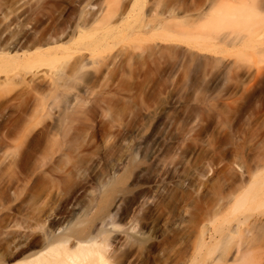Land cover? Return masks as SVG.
<instances>
[{"label":"bare ground","instance_id":"bare-ground-1","mask_svg":"<svg viewBox=\"0 0 264 264\" xmlns=\"http://www.w3.org/2000/svg\"><path fill=\"white\" fill-rule=\"evenodd\" d=\"M261 3L264 4V1L261 0ZM44 12L47 13V10ZM256 12L257 10L247 7L244 2L239 7L222 6L216 10L215 16L213 15L214 22L211 20L209 29L204 26L202 29L200 27L202 31L181 29L177 34L178 39V36H168V40L185 42L191 48L190 52L188 50L189 59L197 63L194 65L197 68L199 64H207L213 60L197 51L223 53L218 50L217 42H214L218 31L232 30L230 32L234 35L230 42L233 45L230 43V46L244 42L246 35L242 34L241 30L253 34V44L256 43L254 46L257 41L264 42V17ZM96 18H91L90 21L97 23L101 20ZM240 18L242 22L239 24ZM256 24L260 25L257 29ZM3 26L2 33L12 28L8 24ZM152 30L143 33V36L149 34L142 39L150 43L147 47L124 45L114 54H104L109 49L108 40L112 37L115 39L114 33H92L91 39L89 38L91 42L88 41L84 48L88 56L83 54L80 60L74 63L71 72L72 78L82 82L85 94L91 92L90 100L86 99L88 97H80L82 93L80 96L74 95L71 90L63 95L62 105L59 104L61 106H58V109L56 107L54 112L48 111L43 113L45 115L38 113L41 116L35 118L37 123L33 127L28 122L30 128H26L28 125L23 123L24 129L23 126L21 130L17 127L19 130L16 129L15 133H9L8 136L6 133L3 136L6 138L0 141V169L8 165L4 167L7 168L8 175L1 174L7 175L8 180L5 176L7 185L0 192V264H264V159L255 165L247 166L243 159L245 166L240 167L237 159L236 169L240 170L232 167L231 173L232 171L228 170L230 166L225 169L230 174L226 172L225 176L222 175V186H219L217 191L214 190L216 192L212 194L204 209L200 206L201 198H198V202L195 200L194 204L200 213L197 219L191 217L194 221L189 220L191 223L189 222L188 230L186 234L183 233L185 240H188V250L184 252L180 231L174 229L175 231L166 234L167 224L176 222L179 216V186L169 184V179L177 175V170L175 174V169L167 168L173 164L174 157L179 158L172 153L173 159L166 156L168 149L172 147L169 145L166 148L167 134L171 129L168 127L172 125L169 116L147 114L149 112L144 114L141 109H138L140 112L128 108L116 112H112V108V111H108L110 108L106 106L112 103L113 93L110 94L111 91L105 88L112 97L107 103L105 101L109 100L108 98L98 97L94 91L96 88L99 91L98 87L108 77L107 74L117 77L121 74L126 76L128 71L133 75L136 72L139 78L146 75L143 77L145 81V78L148 79L147 75L155 76L159 72V55L167 52L176 54L180 48L174 45L166 50L167 52L158 54L161 47L156 43L157 33ZM227 33H223L226 39L230 35ZM129 34L130 37L134 35ZM20 36L23 40L25 38L27 42L30 41L26 38L27 35ZM48 36L46 40L43 37V43L38 42L41 44L39 46L34 41L29 43V49L31 46V49L36 48L32 53H27V48L26 51L18 53L17 48L24 43L14 44L11 41V45L14 44L11 46L10 40L6 41L4 44L8 42L9 47L1 44L3 46H0V59L5 63L7 61L35 64L37 55H52L63 46L60 44L62 35L56 36L52 33ZM22 39L18 38V41ZM261 44L258 45L261 47ZM42 46L46 48L42 49ZM136 49L140 50L139 55V52L135 55ZM258 51L260 49H257ZM161 56L163 57V54ZM223 59L221 56L214 61L223 62ZM49 65H53V62ZM32 74L34 76V73ZM115 76H109V79L114 80ZM132 77L134 76L131 75ZM149 78L151 81L152 77ZM105 82L104 86H107ZM114 85L117 87V83ZM93 91L95 97H92ZM141 94L143 95V92ZM117 97L119 99L121 96ZM129 99H126L128 103L132 101ZM58 101L60 103V100ZM88 103L90 108L89 105L86 107ZM102 103H105L103 107L108 110L100 109ZM46 120L48 123L44 124ZM26 121L28 118L24 122ZM10 135L14 136L7 139ZM13 137L16 140L14 144ZM8 140H12V143ZM13 145L20 147L22 152L17 149L15 154L19 153L20 157L10 161L12 158L9 157L8 151L11 150L7 149ZM172 150L175 153L174 149ZM165 159L169 160L167 165ZM178 161L180 162L179 159ZM121 222L128 224L122 226L124 223Z\"/></svg>","mask_w":264,"mask_h":264},{"label":"rangeland","instance_id":"rangeland-1","mask_svg":"<svg viewBox=\"0 0 264 264\" xmlns=\"http://www.w3.org/2000/svg\"><path fill=\"white\" fill-rule=\"evenodd\" d=\"M0 2H2L0 3V26L2 25V27H0V35L3 34L5 36H0L1 47L3 45H8V42L7 44L4 43L10 40L9 43L11 41L14 44H16V42H20V44L24 43L18 47L19 49L17 48L18 53H22L23 50L26 51V48L28 51L27 53L30 51L32 53V51H35L33 49L36 48L31 49V46L29 49L28 46H30L33 41L34 43L37 42L38 46L41 45L40 43H43L49 37L48 34L52 33H55L56 36L62 35L60 37V44H63V46H61L62 48L59 51L57 50V52L55 51L52 55H37L38 57H35L36 63L32 65H26L22 62L8 63L6 61L5 63V61L0 59L4 62L2 63L0 61L1 142L6 138H3L6 133H8L7 136L9 133H15L17 127L20 130L22 126L24 129V124H26V126L28 125L26 128H30V126L33 127V125L37 123L36 119L40 118L38 117L39 114L45 115L43 114L45 112H54L56 107L58 109V106L62 105L61 98L64 97L66 93H70L71 90V93L74 95L80 96L82 93L80 97H88L86 99L90 100L91 92L85 94L86 92L83 91L84 87L82 82L72 78L71 72L74 63L79 61L83 54H87L86 56H88V52L84 50V48L87 46L88 41L91 42L90 37L93 34H99L101 32L112 33L113 35L114 33L115 39H112V37L108 40L110 44L108 47L109 49L108 52H106V50L104 54H114L124 45L129 44L131 46L137 45L141 48L147 47L150 43L142 39L149 34L143 36L145 35L143 33L153 28L156 30L152 31L157 33L156 43L158 42L161 47L158 54L167 52L174 45L180 48L179 50L177 49L176 54L171 55V53L167 52L162 53L163 57L161 56L162 54L159 55V67H161L159 72H157L155 76H149L150 74L147 75L148 79L145 78V81L143 77L146 75L143 77L140 76L141 80L139 76H137L139 74L136 72H134L135 75H133V73L129 74L128 71L126 76L124 74H121L122 76L119 75L120 78L117 76L119 79H117L115 75L107 74L108 77L106 76L107 78L103 80V82L106 81L105 85L108 87L104 86L102 82L103 85L101 83L100 87H98V89L100 88L99 91L97 88L94 89V91L98 97L108 98L109 100L105 101L107 103L112 99L116 102L120 100L117 104L113 100L112 103L110 102V105L108 103L106 108H110V110L103 107L105 103H102V105L99 106L103 111H112L113 108L112 112H116L128 108L137 112H140L138 109H141L143 110L141 113L144 114L149 112L147 114L154 115L157 113L169 116V122H171L170 124L172 125L168 127V129H171L167 134L166 144H168L166 148L167 146L169 147V145L172 147H170L171 150L170 148L168 149L169 155L167 154L166 156L172 158L171 155L173 154V156L175 155L179 158H176V160L174 157L173 164H171V166L168 165L170 167L167 168L172 167L171 169H175V174L177 170V175H174L173 179L171 178L172 180L169 179L171 181H169V184L179 186L177 189V212L179 214V219L177 217L176 222L173 221V223L170 222L167 224L166 234H170V231H175L174 229L180 231L183 238V251H187L188 240H185V235H183V233L186 234L189 222L192 219L191 217H193V219L199 217L198 213H200V210L199 208L196 209V201L198 202L201 198L200 203L202 202L203 204L204 202V204H200V206L204 209L203 207H206V203L212 198V194L218 190L219 186H222V175L225 176L224 173H228V170L230 171L232 167L237 171L240 170L236 169L238 168V162L240 167V165L245 166V164L246 166L247 164L255 165V163L257 164V162L264 159V155H262L264 154V42L257 41V45L262 43L261 47L260 45L254 46L256 43L253 44V34L250 35V32L241 30L242 34L246 35L244 42L235 46H230L233 45L230 42L231 37L234 35V33L230 32L232 30L226 29L218 31L216 34L218 39L215 37L216 39L214 42H217L218 50L223 53L214 54L213 51H197L199 54L201 53L202 56L206 54V57L213 60L207 64H199V66L195 68L196 66L194 65L197 63L189 59L188 55L190 47L185 42L183 43V41L168 40V36H174L176 38L179 33L178 31H181V29L187 31H202L201 29L203 26L209 29L208 27L211 20L214 22L213 17L217 9L222 6L239 7L242 5V2L246 3L247 7L257 10V12L264 17V10L262 9L264 8V4L261 3V0H58V2L56 0H2ZM48 6L52 7L50 8ZM23 7H25L26 10ZM36 7L38 9H36ZM34 8L38 11L34 10ZM39 10L43 11H40V13ZM45 10H47V13L44 12ZM81 14H83L82 17H85L82 18ZM93 16L101 20L97 23H92L90 19L92 18L91 20H94L96 18H93ZM79 18H81V20ZM241 22L242 19L240 18L239 24ZM7 24L12 28L6 30L8 33L6 31L2 33L3 25ZM11 24L18 26V30ZM259 26L260 25L256 24L255 28L257 29ZM51 31L54 32L51 33ZM223 31L225 33L229 32L227 33V35L230 34L228 36L229 38H224ZM62 32L63 34H60ZM130 32L131 34H129ZM132 33L134 35H132ZM17 34L19 36L24 34L25 36L27 35L26 38L30 39V41L28 40L27 42L25 38L23 40L21 36L19 37ZM128 34L132 35L131 37L133 39H131ZM220 36L223 41H221ZM13 38L16 41L13 40ZM18 38L22 39L23 42H21L22 40L18 41ZM135 38L136 40H134ZM178 38L179 36L176 39ZM224 39L226 40L224 41ZM100 43L103 45L102 42ZM14 44L11 45L10 43L11 46ZM162 46L165 50H163ZM44 47L46 48V46H42V49H44ZM257 49H260V51L263 49V51H261L263 53L260 51L257 52ZM223 50H225L226 53ZM190 51L191 50H189V52ZM137 52H139L138 55L141 53L140 50L137 51L136 49V51H134L135 55ZM157 55L156 57L158 60ZM217 56H223L225 62H215L214 59L218 58ZM51 62H53V65H49ZM32 73H34V76H32ZM158 74L160 76H158ZM131 75L134 77L131 78ZM109 76H115L116 78L111 80ZM148 76L152 77L151 81ZM122 77L124 80L126 79V81H124ZM138 81L141 82L140 85ZM116 83L117 87L114 85ZM129 83L131 84L129 85ZM129 86L131 87L129 88L130 90L126 88ZM67 87L69 88L68 90ZM105 88L111 91L109 92L110 94L113 93L111 94L114 95L112 96L113 98L110 97V94ZM94 91L92 92V97L96 96ZM98 92H103V94L100 95ZM142 92L143 95L141 94ZM117 96L121 97L118 99ZM128 98H130L129 101L132 99L129 103L128 100L126 101ZM58 100H60V103ZM137 104L138 106H136ZM88 105L89 103L86 107ZM88 107L90 108V105ZM31 117L34 118L31 119ZM24 118L25 120L28 118L26 123L24 122ZM28 122L30 126L27 124ZM46 123H48L47 120L44 124ZM12 136L10 135L7 139ZM11 141L12 140H8V142ZM15 141L13 137V144ZM10 147L13 148L14 145ZM10 147H8L7 150H11V152L8 151V153L9 157L12 159L7 160L12 161L15 158L18 159L20 154H15V152H17L20 147H14L13 149L16 148L15 150ZM172 149H174L175 153H173ZM20 150L22 152V149ZM12 151H14L13 154ZM0 154H2V152H0ZM258 158L260 160H258ZM237 159L239 160L238 162ZM165 160V165H167V161L169 160ZM10 161L8 162L10 163ZM8 162L6 161V163ZM175 163L177 165H175ZM7 166L6 164L4 167ZM4 167L0 169V192L6 188L8 180V171L7 168ZM227 168L228 170H225ZM3 173L7 175L2 176L1 174ZM231 173H233V171ZM5 176L7 180H5ZM177 183L178 185H176ZM192 211L193 213H191ZM188 214H192V216L189 215V217ZM128 222H126V224H128ZM121 223L123 224L124 222ZM126 224L124 223L122 226H126Z\"/></svg>","mask_w":264,"mask_h":264}]
</instances>
